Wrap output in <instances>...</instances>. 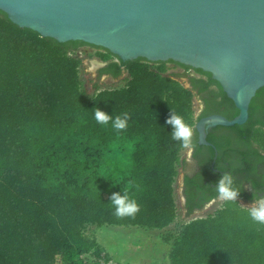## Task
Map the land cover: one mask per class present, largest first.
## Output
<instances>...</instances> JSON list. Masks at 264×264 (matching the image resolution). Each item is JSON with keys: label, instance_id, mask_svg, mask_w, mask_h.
<instances>
[{"label": "trees", "instance_id": "1", "mask_svg": "<svg viewBox=\"0 0 264 264\" xmlns=\"http://www.w3.org/2000/svg\"><path fill=\"white\" fill-rule=\"evenodd\" d=\"M83 45L20 27L0 10V264H122L90 227L162 230L177 218L187 145L171 139L165 121L173 110L194 130L193 87L204 80L187 87L165 73L164 62L123 61L105 49L118 61L102 72L118 78L126 71L124 84L89 94L76 55ZM97 107L113 117L127 112V127L117 134L111 122L98 124ZM127 161L129 170L109 188L107 173L115 164L123 172ZM125 187L140 210L117 218L109 196ZM245 206L225 202L163 234L168 264H264V224L248 219Z\"/></svg>", "mask_w": 264, "mask_h": 264}, {"label": "water", "instance_id": "2", "mask_svg": "<svg viewBox=\"0 0 264 264\" xmlns=\"http://www.w3.org/2000/svg\"><path fill=\"white\" fill-rule=\"evenodd\" d=\"M0 10L20 27L59 42L82 41L123 61H173L210 73L240 113L232 120H201L195 125L201 142L206 123L246 121L252 97L264 86V0H0ZM81 59L89 91L125 74L114 78L102 72L112 60ZM165 73L190 86L189 72ZM181 179L180 169L175 184L178 214L187 218L203 212H185Z\"/></svg>", "mask_w": 264, "mask_h": 264}, {"label": "flooded vegetation", "instance_id": "3", "mask_svg": "<svg viewBox=\"0 0 264 264\" xmlns=\"http://www.w3.org/2000/svg\"><path fill=\"white\" fill-rule=\"evenodd\" d=\"M187 70L191 71L189 87H193L192 78L204 80L193 87L195 125L211 116L232 120L239 115V108L218 81L197 68L188 66ZM204 136L205 142H201L200 132L194 127L192 143L187 145L188 152L182 159L180 189L188 215L216 210L225 203L214 188L222 171H230L240 185V203L250 204L254 192L264 195V86L252 97L246 121L234 125L206 123Z\"/></svg>", "mask_w": 264, "mask_h": 264}, {"label": "rangeland", "instance_id": "4", "mask_svg": "<svg viewBox=\"0 0 264 264\" xmlns=\"http://www.w3.org/2000/svg\"><path fill=\"white\" fill-rule=\"evenodd\" d=\"M76 55L80 58L97 57L100 61H118V59H116L103 48H98L90 45H83L79 47L76 51ZM164 63L165 72L170 70H182L191 72L190 70H187V68L178 66L173 62ZM152 65L157 66L158 64L157 62H153ZM80 75L83 79L84 87L87 92L89 94H93L97 91V89L122 86L124 84V78L126 77L127 72L125 71V74L118 79L97 84L94 87L93 91H89L87 88L83 67H81ZM187 149L188 148L186 147L183 150L182 159ZM101 162H103L104 164H108L111 162L109 152H104ZM130 166L131 165L129 161L125 162L124 171L120 172L118 171L119 168L115 164L114 171L107 173V177L105 179L108 185H110L109 188L118 183V180H120V178L127 173ZM103 176L105 177L106 174H103ZM50 179L52 183L56 181L55 176L51 174ZM214 211L215 210H204L201 213L187 218H183L178 214L176 220L169 227L162 230L104 225L102 227L92 226L89 228L88 232L94 234L97 237L98 241L108 250L111 256L116 261L122 264H168L169 245L162 241L161 236L165 233L180 229L183 224L189 222L194 218L206 216Z\"/></svg>", "mask_w": 264, "mask_h": 264}, {"label": "clouds", "instance_id": "5", "mask_svg": "<svg viewBox=\"0 0 264 264\" xmlns=\"http://www.w3.org/2000/svg\"><path fill=\"white\" fill-rule=\"evenodd\" d=\"M93 116L95 121L100 125H108L111 122V127L116 130L117 134L127 127L129 120V114L127 112L113 117L99 107L93 110ZM165 124L171 126V139L173 141H178L183 145L192 143L193 127L185 122L183 116L171 110V114L167 117ZM115 185L118 184H114L113 186ZM214 188L220 200L228 202L229 204L237 203V197L241 191V187L230 171H222V175L219 176ZM109 201L114 209V215L117 218L134 216L140 210V205L135 198L129 195L127 187L123 190L120 189L119 191L111 192ZM241 211L252 222L264 224V195H257L254 192L252 202Z\"/></svg>", "mask_w": 264, "mask_h": 264}, {"label": "built area", "instance_id": "6", "mask_svg": "<svg viewBox=\"0 0 264 264\" xmlns=\"http://www.w3.org/2000/svg\"><path fill=\"white\" fill-rule=\"evenodd\" d=\"M116 59H117V58H116ZM151 63H153V62H151ZM195 106H196V105H195V102H194V108H195Z\"/></svg>", "mask_w": 264, "mask_h": 264}]
</instances>
